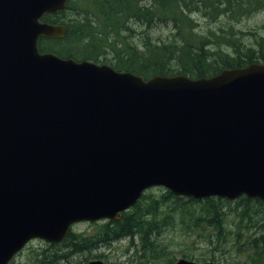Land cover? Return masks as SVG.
<instances>
[{
    "label": "water",
    "instance_id": "water-1",
    "mask_svg": "<svg viewBox=\"0 0 264 264\" xmlns=\"http://www.w3.org/2000/svg\"><path fill=\"white\" fill-rule=\"evenodd\" d=\"M67 3L0 0V264L120 220L151 188L264 204V64L145 80L42 53L67 36L43 17Z\"/></svg>",
    "mask_w": 264,
    "mask_h": 264
},
{
    "label": "trees",
    "instance_id": "trees-1",
    "mask_svg": "<svg viewBox=\"0 0 264 264\" xmlns=\"http://www.w3.org/2000/svg\"><path fill=\"white\" fill-rule=\"evenodd\" d=\"M263 11L264 0H68L65 10L43 17L44 22L66 26L67 36L41 39L39 49L77 62L106 64L145 80L210 78L223 70L264 64V26L259 33L234 25ZM162 28H169L170 35L154 39L151 33ZM158 188L145 191L120 220L92 223L98 227L93 234L72 229L62 243L47 244L27 264L88 263L89 256L79 259L85 253L106 261L104 255L92 253L123 240H129L138 264H175V249L162 237L178 225L187 235L200 237L199 243L208 250L201 258L181 251V258L221 264L217 253L223 252L234 264H264L260 200L246 196L233 202L218 197L195 200L165 188L157 195ZM226 207L233 211V219ZM226 220H235L233 228Z\"/></svg>",
    "mask_w": 264,
    "mask_h": 264
},
{
    "label": "rangeland",
    "instance_id": "rangeland-1",
    "mask_svg": "<svg viewBox=\"0 0 264 264\" xmlns=\"http://www.w3.org/2000/svg\"><path fill=\"white\" fill-rule=\"evenodd\" d=\"M203 25H206V21H201ZM236 28L244 31H251V32H262V28L264 26V11L258 14H255L253 16L244 18L239 23H234ZM154 37V39L158 36H161L163 39L167 38L170 35V29L169 28H162V29H156L151 33ZM247 40L252 39L251 35H247ZM164 188H158L155 190V193L157 195H161ZM237 203L234 202V207H236ZM233 206H231L232 208ZM231 208L226 207V212L229 214V219H233L232 210ZM98 222V223H102ZM227 227L233 228L235 225V220H226ZM98 230V227L96 225H92V223L89 222H83L78 223L73 227V231L85 233V234H93ZM202 234L201 232L197 233L196 235ZM187 235L184 232V229L181 225H178L174 230H168L163 235L162 239H164L165 242L168 244L170 243V246L175 249V255L177 257V260L181 258V251H186L191 253L195 258H201L203 255H208L207 245L205 243L200 244L201 241L200 237L197 236H185ZM196 244L195 246H191V244ZM190 246V247H189ZM47 247V243L42 240H35L32 241L28 246L17 256L14 258V260L10 264H27L32 263L35 261L36 254ZM128 248H131L128 250ZM92 254H102L105 256L106 261H108L110 264H138L135 262V250L130 247L129 240H123L117 243L112 244L111 246H103L97 251L93 252ZM89 256V257H88ZM217 256L221 262V264H234L233 258L230 257V255L218 252ZM85 257H88V263L92 260L89 255V253H85L82 257H80V260H83ZM176 260V262H177ZM106 263L105 260H103ZM83 264H87L83 262ZM176 264V263H175Z\"/></svg>",
    "mask_w": 264,
    "mask_h": 264
}]
</instances>
